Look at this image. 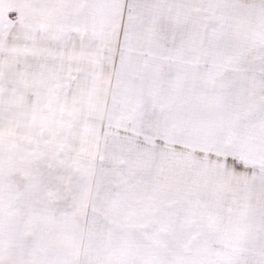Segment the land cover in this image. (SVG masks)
Returning <instances> with one entry per match:
<instances>
[{
  "label": "snow or ice",
  "instance_id": "6c2138e0",
  "mask_svg": "<svg viewBox=\"0 0 264 264\" xmlns=\"http://www.w3.org/2000/svg\"><path fill=\"white\" fill-rule=\"evenodd\" d=\"M0 264H264V0H0Z\"/></svg>",
  "mask_w": 264,
  "mask_h": 264
}]
</instances>
